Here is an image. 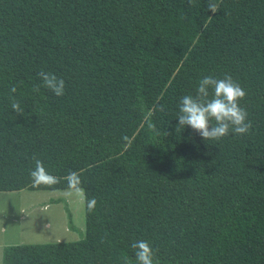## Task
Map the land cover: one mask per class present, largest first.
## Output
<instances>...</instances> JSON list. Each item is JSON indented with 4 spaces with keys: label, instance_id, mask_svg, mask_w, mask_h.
Returning a JSON list of instances; mask_svg holds the SVG:
<instances>
[{
    "label": "trees",
    "instance_id": "trees-1",
    "mask_svg": "<svg viewBox=\"0 0 264 264\" xmlns=\"http://www.w3.org/2000/svg\"><path fill=\"white\" fill-rule=\"evenodd\" d=\"M68 188L1 264H264V0H0V191Z\"/></svg>",
    "mask_w": 264,
    "mask_h": 264
},
{
    "label": "rangeland",
    "instance_id": "rangeland-1",
    "mask_svg": "<svg viewBox=\"0 0 264 264\" xmlns=\"http://www.w3.org/2000/svg\"><path fill=\"white\" fill-rule=\"evenodd\" d=\"M84 233L82 189L0 191V264L8 245L78 240Z\"/></svg>",
    "mask_w": 264,
    "mask_h": 264
}]
</instances>
